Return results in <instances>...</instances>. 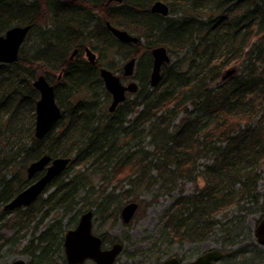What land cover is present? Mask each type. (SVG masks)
<instances>
[{
	"label": "trees",
	"instance_id": "obj_1",
	"mask_svg": "<svg viewBox=\"0 0 264 264\" xmlns=\"http://www.w3.org/2000/svg\"><path fill=\"white\" fill-rule=\"evenodd\" d=\"M155 1L123 0L114 6L109 0H0V35L15 25H32L26 40L41 31L35 53L26 54L24 44L17 62L0 63V181L11 186L0 197V228L9 223L10 213L20 221L43 214L39 223L52 211L69 216L65 228L60 218L29 242V264H68L64 234L83 212L94 209L97 215L115 202L111 216L119 217L122 207L135 201L136 217L157 201L141 198L155 187L171 193L182 182L197 183L194 192L179 194L164 211L155 247L202 242L209 235L236 241V216H248L260 200L264 206L258 191L264 175V0H161L170 6L168 16L151 11ZM105 19L144 43L120 42ZM52 31L65 38L52 41L47 37ZM99 35L110 41L107 49L118 48L121 58H137L133 79L138 90L112 113L101 100L111 94L98 72L84 59L69 60L76 47H94L91 42L103 47ZM154 46L166 47L171 62L162 66L161 80L152 87V54L141 57L142 50ZM64 68L59 82L50 77ZM39 74L56 83L64 108L41 139L35 136L33 113L39 97L33 81ZM77 91H87V99H74ZM44 154L72 160L33 205L2 210L31 183L26 168ZM98 181L118 183V202L106 186L87 201ZM166 254L167 249L153 253L150 264Z\"/></svg>",
	"mask_w": 264,
	"mask_h": 264
},
{
	"label": "water",
	"instance_id": "obj_2",
	"mask_svg": "<svg viewBox=\"0 0 264 264\" xmlns=\"http://www.w3.org/2000/svg\"><path fill=\"white\" fill-rule=\"evenodd\" d=\"M113 1V0H112ZM122 2L123 0H114ZM152 11L162 15L168 14V5L164 1H156L152 5ZM109 30L121 41L136 42L137 38L129 34L125 29L113 26L108 23ZM32 25L13 26L0 35V63H11L18 61L22 44L27 34L31 30ZM90 61H95V53L88 49ZM153 66L150 74V83L152 87L158 85L162 76V66L171 62L168 50L164 46H158L152 51ZM137 58L133 57L128 60L123 67L126 76H133ZM230 70L225 77L233 73ZM101 77L104 80L105 87L112 94L113 102L110 110L113 111L120 103H122L127 93H134L138 90V83L132 80L128 84H124L121 77L108 68L101 70ZM34 87L39 91L40 98L36 102V124L35 135L37 138H43L56 124L62 116V108L56 100L55 85L50 83L45 75H40L33 82ZM71 162L70 157H52L48 154L41 156L33 161L27 167L29 178H33L37 173L44 171L45 173L24 190L19 192L11 201H9L4 209L13 211L15 209L29 206L35 202L46 190L52 180L60 175ZM139 208L138 202L132 201L125 204L122 208L121 215L123 221L130 222ZM93 210H88L80 216L76 227L67 231L64 237V249L67 262L69 264H82L88 259H93L96 264H114L117 257L122 252L124 245L116 242L111 248L103 249L102 238L93 232ZM259 242L264 244V219L259 223L257 229ZM222 253L213 250L199 256L190 264H214V260H219ZM177 259L162 261L159 264H177ZM12 264H28L23 259H17Z\"/></svg>",
	"mask_w": 264,
	"mask_h": 264
},
{
	"label": "rangeland",
	"instance_id": "obj_3",
	"mask_svg": "<svg viewBox=\"0 0 264 264\" xmlns=\"http://www.w3.org/2000/svg\"><path fill=\"white\" fill-rule=\"evenodd\" d=\"M113 5L114 4H112V6ZM15 26H23V25H15ZM28 35L29 33L27 34V37ZM40 38H41V31L40 29H38L28 40L25 39L24 42L25 45L24 44L23 45L25 47L24 49L26 51V54L27 52L28 54H32L37 51L38 44L41 43ZM91 44L95 45L96 47V44H94L93 42H91ZM96 48L104 64L110 69H114L115 71L118 70L117 74L120 75V71L123 69L124 64L130 58H126V59L121 58L120 56H118L117 50L115 48H112L113 50L107 49L105 46L103 48L101 46ZM71 52L70 55L72 54ZM59 72L60 71L58 70H56V72L51 71L52 76L50 77L55 79L57 82H59L61 80L58 79L60 75ZM38 76L36 78H38ZM121 76L125 84L133 80L131 78L124 80L126 76L123 75V73ZM39 98L40 95L37 99L39 100ZM24 112L26 114L25 121L27 122V118L29 120V117L27 115V112L26 111ZM33 113H35V110ZM35 120H36V116H35ZM57 131H62V127H60ZM2 140L6 141L7 139H2ZM58 157H62V156H58ZM15 167H17V165ZM40 173H38V175ZM116 184L118 183L112 182L105 185L104 182H99V181L96 182V185L93 186V188L91 189V193L87 197L88 198L87 201L90 202L96 199L98 192L106 186L107 188L106 192L107 193L110 192L109 195H111L112 197L115 196L116 198L114 199L118 202L119 190L117 187H115ZM196 184L197 183H194L192 181H185L182 182L181 186H177V188L171 193L156 192L157 191L156 189L158 188L155 187L154 188L155 190L143 194L141 198L146 200L157 199V201L154 204L148 206L146 209H144L143 212H141L138 216L132 219L128 226L125 225L123 222V218L121 215L122 209L120 211L119 217L111 216L114 215L112 214V211L113 210L115 211L118 207V204H116L115 202L114 203L111 202L110 207H106V212L99 211L102 213V215L98 214L99 212L97 213V215H95L94 232L96 234L107 232L109 237L111 236L113 240L115 239L114 240L115 242H121L125 246L124 252L119 256L116 264H150L154 261L153 253L156 256L158 251L163 252L166 249H168L172 253L177 254L178 256L182 255L183 258L190 259L198 253L201 254L202 251L206 250L207 248L211 249L213 247L219 246L220 244L218 242V239L214 235L213 236L209 235L204 241L198 243H192V242H184L183 244L174 243L173 246L169 248H165L166 245L160 243H158L156 247L154 246V242L156 241L159 232L161 231V226H162L161 219L164 211L173 203L174 198L179 194L182 193L189 194L194 192V190L196 189ZM258 191L264 194V175L259 182ZM35 202H33L31 205H33ZM251 205H252L251 203L248 204V206ZM29 206H25V207H29ZM236 208L237 205L233 206L232 210L228 211V213L233 211V209L235 210ZM3 209L4 208L2 207V210ZM4 211L11 212L5 209ZM263 213H264V206L262 205V202L260 200L258 204H255L253 211L249 213V216L251 218L248 219V224L252 229L254 227V224L258 222L259 217ZM42 216L43 214H38V216H36V218L33 221L32 220L20 221V217L15 216L14 213H10V215L7 217L10 219L9 223H6L3 228H0V264H12L17 259H23L29 264L31 261V256L29 254L30 252L28 253L27 252L28 250L26 251V246L29 244V242L34 240L38 236L41 230L47 228L50 224H52L56 220L61 218L62 219L61 224L64 226L69 221V216H64L63 212L52 211L41 223H39ZM104 216H106L107 219L104 218ZM257 249H260V246L257 245L250 246L249 242L247 241L239 249H234V251L237 252L235 253V258L233 259L232 262L237 264H259L260 261L256 262L254 260L249 259L252 258L254 255L260 257L261 253L259 254L257 252ZM61 263L62 261L59 262V264ZM85 264H94V263L89 261L86 262Z\"/></svg>",
	"mask_w": 264,
	"mask_h": 264
},
{
	"label": "flooded vegetation",
	"instance_id": "obj_4",
	"mask_svg": "<svg viewBox=\"0 0 264 264\" xmlns=\"http://www.w3.org/2000/svg\"><path fill=\"white\" fill-rule=\"evenodd\" d=\"M2 35V34H1ZM118 40V38H117ZM24 44V43H23ZM23 44H22V47H23ZM21 47V49H22ZM88 49L92 50L96 57H95V61L92 62L90 61L89 59V56H88ZM81 59H84L86 60L89 64H91V66H93V68L101 75V70L103 68H108L104 62L102 61L101 59V56H99V53L97 51V48L94 46H91V45H86L84 46L83 48H80V47H76L73 51H72V54L69 56V60L70 61H77V60H81ZM2 63H5V62H2ZM110 69V68H108ZM112 70L114 73L117 74L118 70H114V69H110ZM123 70V69H122ZM60 72V75L58 77V79L60 80L62 77H63V72H64V69H61L59 70ZM124 72V71H123ZM46 76V75H45ZM47 78V76H46ZM48 79V78H47ZM125 79H128V77H125ZM49 80V79H48ZM103 80V78H102ZM50 81V80H49ZM51 83H53L56 87V83L55 82H52L50 81ZM104 82V80H103ZM118 108V106L113 110L111 111L110 108L108 107V111L110 113L114 112L116 109ZM44 174V171H41V173L38 175L36 174L34 176V178L31 180V183L34 182L35 180L39 179L42 175ZM30 183V184H31ZM8 203V202H7ZM6 203V204H7ZM5 204V205H6ZM5 205L3 206V208L5 207ZM22 208H27V207H22ZM20 209V208H19ZM4 210V209H3ZM17 210V209H16ZM89 210H93L94 212V218H93V232H94V227H95V211L94 209H89ZM88 211V210H87ZM86 212V211H85ZM229 217V216H228ZM239 217V218H238ZM236 218H238L240 220V232H239V236L237 237L236 241H233L232 239H227V241L225 240H221L219 238V235H214L217 237L218 239V242H219V246H216V247H213L211 249H206V250H203L202 253H198L196 254L195 256H193L192 258H183L182 255H177L175 253H172L171 251H169L167 249V254L166 256L159 262L157 263H153V264H159L160 262L162 261H167V260H171L173 258L177 259L178 263L177 264H190V262L194 261L195 259H197L199 256L207 253V252H210V251H213V250H218L219 252L222 253L221 257L219 260H214V264H237V263H233V259L235 258V253L237 251H234V249H239L242 245H244V243H246L247 241L249 242V245L250 246H260V249H257V252L260 254V257H257L256 255H254L252 258H249L251 260H254L256 262H259V264H263L264 263V244H261L259 242V239H258V236H257V229H258V226H259V223L261 222V220L264 219V215H261L258 219V222H256L254 224V227L253 229L250 227V225L248 224V219H250L251 217L248 215V216H236ZM229 219H234V217H229ZM229 227V223H228V226L227 228ZM95 233V232H94ZM105 233V232H103ZM103 233H99V234H96V235H99L101 236L102 238V241H103V244H102V247L103 249H109L111 248L116 242L113 240V239H109V240H106ZM216 237H213V238H216ZM195 243H198V242H195ZM124 245V244H123ZM63 247H64V241H63ZM124 249H125V246L123 247L122 249V252L120 253V255L124 252ZM65 251V250H64ZM65 254V252H64ZM119 255V256H120ZM119 256L117 257V260L119 258ZM116 260V262H117ZM67 261V259H66ZM93 262L94 264H96V262L93 260V259H88L86 260L84 263L82 264H85L86 262ZM116 262L114 264H116ZM68 263V262H67ZM251 263V262H249ZM69 264V263H68Z\"/></svg>",
	"mask_w": 264,
	"mask_h": 264
},
{
	"label": "bare ground",
	"instance_id": "obj_5",
	"mask_svg": "<svg viewBox=\"0 0 264 264\" xmlns=\"http://www.w3.org/2000/svg\"><path fill=\"white\" fill-rule=\"evenodd\" d=\"M159 1V0H158ZM109 2H114V0L112 1V0H109ZM156 2V1H155ZM154 2V3H155ZM116 3V5H114V6H118V1H116V2H114V4ZM154 3H152L151 4V7H150V9L152 8V5L154 4ZM167 4V3H166ZM168 5V4H167ZM151 11H152V9H151ZM170 11H171V9H170V6L168 5V14L167 15H164V16H168V15H170ZM103 12V6H102V8L100 9V12L99 13H97V14H95L94 15V17H98V15H101V13ZM152 12H154V11H152ZM154 13H157V12H154ZM122 14H124L122 11H121V15ZM105 25H106V27L109 29V27H108V23H110L111 25H113V26H116V27H118L117 25H114L111 21H107V19H105ZM79 29H81V30H85L86 29V27H87V25L85 24V23H80L79 25ZM129 34L131 35V36H133V37H136L137 38V41L136 42H124V41H121V40H119L120 42H123V43H140V44H143L144 42V39L143 38H140V37H138V35L137 34H135V33H131V32H129ZM47 37L49 38V39H51L52 41H54V42H56V43H58L59 42V39H62V38H65V37H63V34H61V33H59V32H57V31H52V32H50V33H48V35H47ZM99 38H100V43H102L103 45H109L110 44V41L109 40H107V38L104 36V35H102L101 37H100V35H99ZM104 47V46H103ZM102 47V48H103ZM106 47V46H105ZM156 47H158V46H154V47H152L150 50H142L143 51V53H142V55H143V57H141L142 59H144L145 58V54H146V56H147V52L146 51H150L151 52V54H152V51H153V49H155ZM116 50H117V52H118V48H115ZM113 50V49H112ZM85 66V65H84ZM153 66V65H152ZM65 69L66 68H64V72H66L65 71ZM85 69V68H84ZM29 71H31L30 69H29ZM98 75L101 77V75L98 73ZM102 78V77H101ZM35 80V79H34ZM99 92L100 91H97V92H95V95H97V96H99ZM93 93V92H92ZM100 95H101V93H100ZM87 97H88V92L87 91H77L76 92V96L74 97V99H76V100H86L87 99ZM101 100H104V101H106V104L108 105V107L110 108L111 107V105H112V102H113V97L111 96L110 97V99L109 100H107V98L106 97H104V96H102L101 97ZM62 107V106H61ZM63 108V107H62ZM63 110H64V108H63ZM71 114H68L67 115V119H69V120H71V117L72 116H70ZM61 119V118H60ZM59 119V120H60ZM99 164H101L103 167L105 166V164H106V162L104 161V160H100L99 161ZM9 177V176H8ZM11 192V186L9 185V184H7V183H5V182H3V181H0V197H5V196H7L9 193ZM91 193V191L88 193V194H90ZM89 196V195H88ZM61 228L63 229V228H65V226L64 225H62L61 226ZM106 233V232H105ZM52 241V240H51ZM60 240H58V242H59ZM54 252H55V248H53V250H51L49 253V256L50 257H53L54 256Z\"/></svg>",
	"mask_w": 264,
	"mask_h": 264
}]
</instances>
